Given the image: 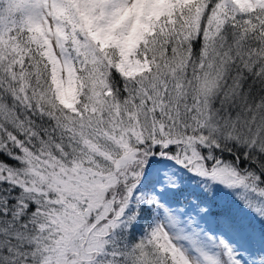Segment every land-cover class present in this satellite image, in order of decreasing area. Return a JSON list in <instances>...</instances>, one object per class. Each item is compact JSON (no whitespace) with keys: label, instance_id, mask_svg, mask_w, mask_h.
Instances as JSON below:
<instances>
[{"label":"snow or ice","instance_id":"snow-or-ice-1","mask_svg":"<svg viewBox=\"0 0 264 264\" xmlns=\"http://www.w3.org/2000/svg\"><path fill=\"white\" fill-rule=\"evenodd\" d=\"M0 264H264V0H0Z\"/></svg>","mask_w":264,"mask_h":264}]
</instances>
